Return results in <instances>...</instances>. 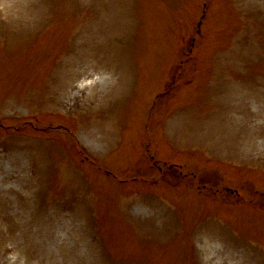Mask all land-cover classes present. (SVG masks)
Returning a JSON list of instances; mask_svg holds the SVG:
<instances>
[{"label": "rangeland", "instance_id": "374dc122", "mask_svg": "<svg viewBox=\"0 0 264 264\" xmlns=\"http://www.w3.org/2000/svg\"><path fill=\"white\" fill-rule=\"evenodd\" d=\"M0 264H264V0H0Z\"/></svg>", "mask_w": 264, "mask_h": 264}, {"label": "bare ground", "instance_id": "6f19581e", "mask_svg": "<svg viewBox=\"0 0 264 264\" xmlns=\"http://www.w3.org/2000/svg\"><path fill=\"white\" fill-rule=\"evenodd\" d=\"M44 247H45V246L43 245V246H42V248H44ZM5 252H8V253H10V252H11V250H10V249H8V248H6V249H5Z\"/></svg>", "mask_w": 264, "mask_h": 264}]
</instances>
